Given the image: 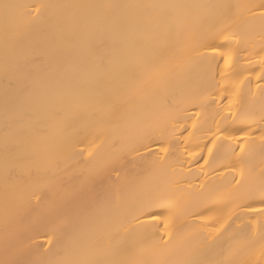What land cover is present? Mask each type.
<instances>
[{
	"label": "bare ground",
	"instance_id": "1",
	"mask_svg": "<svg viewBox=\"0 0 264 264\" xmlns=\"http://www.w3.org/2000/svg\"><path fill=\"white\" fill-rule=\"evenodd\" d=\"M262 184L264 0H0V264H264Z\"/></svg>",
	"mask_w": 264,
	"mask_h": 264
},
{
	"label": "snow or ice",
	"instance_id": "2",
	"mask_svg": "<svg viewBox=\"0 0 264 264\" xmlns=\"http://www.w3.org/2000/svg\"><path fill=\"white\" fill-rule=\"evenodd\" d=\"M13 5L5 3L3 5V8L7 12L9 9L13 8ZM40 7L42 6H37L36 11H40ZM152 7L160 8V9H177V8H184V7H189L185 5H168V4H162V5H154ZM89 156L92 155V152L88 153ZM119 167H120V159L119 157H114L110 160H108L106 163L100 165L99 167L93 169L89 173V180L99 189H103L104 184L107 180L111 179L112 175L119 176ZM243 196L247 200H252V201H258L260 204L264 205V184H262L258 189H250L246 192L243 193ZM76 198L79 201L75 211L74 215L79 218L81 215H83L87 209L89 208V193L84 191V192H79L76 194ZM39 199V197H37ZM146 214L151 217L152 223L158 228L159 223L158 221H161V217L155 215L151 211L146 210ZM258 215L264 216V208H261L259 212L257 213ZM165 227H167V224H165ZM168 239L165 240L163 237L160 238L159 242L152 241V243L155 245L157 243L162 244L165 248L168 247V245L171 243L172 239V234L169 232L167 233ZM147 237H140L136 241L137 244L142 243ZM51 244V241H49ZM35 264H60L59 261L56 260H42V261H37ZM91 264H96V262H91ZM180 264H229L227 260H215V261H204V260H187V261H182Z\"/></svg>",
	"mask_w": 264,
	"mask_h": 264
}]
</instances>
